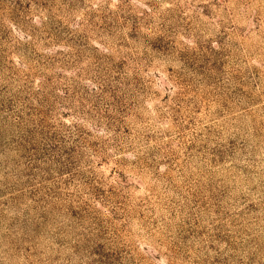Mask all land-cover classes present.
Segmentation results:
<instances>
[{
  "label": "rangeland",
  "instance_id": "obj_1",
  "mask_svg": "<svg viewBox=\"0 0 264 264\" xmlns=\"http://www.w3.org/2000/svg\"><path fill=\"white\" fill-rule=\"evenodd\" d=\"M0 264H264V0H0Z\"/></svg>",
  "mask_w": 264,
  "mask_h": 264
}]
</instances>
